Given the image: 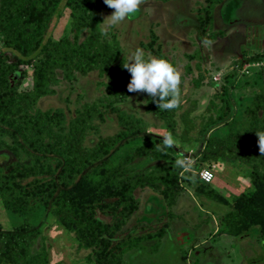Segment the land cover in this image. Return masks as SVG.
Listing matches in <instances>:
<instances>
[{
	"label": "rangeland",
	"instance_id": "rangeland-1",
	"mask_svg": "<svg viewBox=\"0 0 264 264\" xmlns=\"http://www.w3.org/2000/svg\"><path fill=\"white\" fill-rule=\"evenodd\" d=\"M207 3L142 0L135 14L106 32L102 29L113 9L101 10L100 37L111 44L116 42L119 48L121 65L117 74L111 79L97 66L87 67L85 72L75 67H54L47 91L31 104L41 110L61 108L67 118L75 109L85 112L94 107L96 112L86 118L89 127L82 146H91L101 137L118 132L121 126L117 113L127 114L148 133L162 138L169 132L173 135L175 149L169 158H155L142 151L124 163L130 172L147 175L174 171L179 188L171 202L158 187L134 189L137 208L117 231L129 236L160 231V236L143 238L141 246L123 252L122 264H264V220L251 222L250 213L242 214L236 199L240 193L254 189L250 166L242 159L244 145L264 139V113L256 114L251 105L253 96L264 92V0L211 2L210 23L202 34L197 23ZM70 11L63 7L50 24L52 40L73 38ZM87 33L88 29L83 30L78 40ZM136 48L163 56L175 65L181 76L177 108L162 113L145 93L128 92L130 73L122 64ZM122 70L126 75L121 77ZM32 78L33 64H21L15 75H10V82L20 81L18 89H29ZM224 97L229 99L228 107ZM14 121L17 127L22 124L21 119ZM208 124L210 127L205 129ZM63 129L67 131L69 126L64 124ZM210 136L236 143L214 146L212 154L201 158ZM0 139L4 145H15L7 131L0 130ZM152 144L142 139L121 147L106 168L116 167L131 153ZM4 145L0 148L1 164L16 158L28 160L23 150L14 153ZM181 159L190 163L191 169L176 163ZM203 167L212 171L210 181L200 178ZM200 181L212 187L217 198L198 190ZM32 218L6 207L0 198V229H10ZM225 228L230 231L218 232ZM41 250L46 251L48 264H94L92 247L80 244L51 211L42 214L39 235L31 247L32 253Z\"/></svg>",
	"mask_w": 264,
	"mask_h": 264
},
{
	"label": "trees",
	"instance_id": "trees-1",
	"mask_svg": "<svg viewBox=\"0 0 264 264\" xmlns=\"http://www.w3.org/2000/svg\"><path fill=\"white\" fill-rule=\"evenodd\" d=\"M213 1L218 0H207L204 13L199 15L197 27L202 34L210 23ZM63 7L71 10L73 38L52 40L48 30ZM103 9H109L103 0H0V130L7 131L15 142L9 147L0 139V148L7 146L14 153L21 149L28 157L0 163V198L6 207L33 216L10 229H0V264H48L45 250L31 252L46 211L72 231L80 244L92 247L94 264H122L123 252L141 246L143 238L160 236V231L129 236L117 230L137 208L135 188L158 187L171 202L179 188L177 174L130 172L124 163L142 151L155 158H169L174 146L161 150L162 137L140 129L122 113H117L121 126L118 132L101 137L91 146H82V137L89 127L86 118L96 112L94 107L85 112L75 109L67 118L61 108L41 110L31 105L47 91L54 67H75L85 72L87 67L97 66L111 79L117 74L121 65L118 45L100 37L98 22ZM85 29L88 33L79 41V34ZM31 63L32 85L18 89L20 81L11 84L10 75H15L21 64ZM125 75L126 70H122L120 76ZM200 78L195 79L196 85ZM224 101L228 107L229 99L224 97ZM251 105L256 114L264 113V92L255 94ZM160 111L166 113L168 109ZM97 114L101 116L99 111ZM16 118L22 120L19 127L15 125ZM64 124L69 126L67 131ZM256 130L261 132V128ZM142 139L152 141V146L131 153L116 167L106 168L121 147ZM259 142L253 139L245 143L242 154L250 166L254 189L236 197L242 214L250 213L251 222L264 220V152L260 151ZM227 143L235 144L236 140L208 137L201 158L212 154L214 146ZM98 174L101 176L94 178ZM196 188L217 198L207 183L200 181ZM107 215L112 218L106 219Z\"/></svg>",
	"mask_w": 264,
	"mask_h": 264
},
{
	"label": "clouds",
	"instance_id": "clouds-1",
	"mask_svg": "<svg viewBox=\"0 0 264 264\" xmlns=\"http://www.w3.org/2000/svg\"><path fill=\"white\" fill-rule=\"evenodd\" d=\"M142 0H103V3L113 9L107 18V25L102 31L106 32L120 21L138 11ZM130 78L126 85L129 93H145L158 107L175 109L180 104L181 76L174 64L163 56H154L142 48L130 51L127 61L122 64ZM159 102V103H158ZM176 143L169 132L162 138L161 150L172 148ZM261 152H264V139L259 142ZM183 156V154H181ZM186 170L192 165L181 159L176 161ZM194 178V175H193Z\"/></svg>",
	"mask_w": 264,
	"mask_h": 264
},
{
	"label": "built area",
	"instance_id": "built-area-1",
	"mask_svg": "<svg viewBox=\"0 0 264 264\" xmlns=\"http://www.w3.org/2000/svg\"><path fill=\"white\" fill-rule=\"evenodd\" d=\"M212 174V171L207 167H203L199 170V176L203 181H210L213 176Z\"/></svg>",
	"mask_w": 264,
	"mask_h": 264
}]
</instances>
